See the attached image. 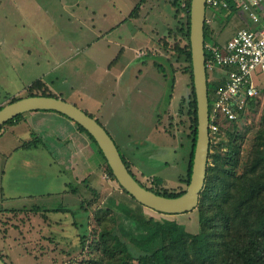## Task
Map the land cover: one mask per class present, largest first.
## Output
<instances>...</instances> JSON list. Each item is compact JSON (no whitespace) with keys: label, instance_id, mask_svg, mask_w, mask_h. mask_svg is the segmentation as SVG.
<instances>
[{"label":"rangeland","instance_id":"obj_1","mask_svg":"<svg viewBox=\"0 0 264 264\" xmlns=\"http://www.w3.org/2000/svg\"><path fill=\"white\" fill-rule=\"evenodd\" d=\"M139 1L0 0V103L27 96L28 87L41 79L55 94L100 120L139 180L159 188H177L184 185L180 178L186 173L191 143L187 127L180 122L179 108L187 104L192 80L186 71L187 60L173 47V30L185 21V14H176L172 0H146L134 22L128 15ZM229 13L228 9L207 7V16L212 19L209 25L214 29L207 43L224 45L250 23L244 6ZM179 39L185 41L181 35ZM138 43L148 47L144 48L147 54L139 58L134 53ZM169 59L173 70H168ZM160 64L168 68L166 72L160 70ZM225 68L217 70L223 72ZM213 74L208 72L212 82ZM263 119L264 94L252 100L237 121L226 117L220 121L223 130L238 134L243 160ZM61 127L55 117L37 121L29 116L17 125L7 123L0 132V210L19 208L0 212V249L7 263L92 264L104 227L128 243H132L131 235L138 234L136 222L120 212L128 209L147 217L176 218L192 232L201 230L196 210L164 213L124 192L119 181L100 166L105 161L95 144V155L86 156L85 180L77 179L79 161L75 156L69 158L71 147L67 146L77 141L55 137L63 135ZM222 135L228 141L227 134ZM32 141L38 145L28 146ZM41 192L45 195H39ZM39 206L42 210L38 212ZM106 207L113 208L107 215L110 218L106 225H99L95 215ZM19 212L32 217L36 224L30 234L27 227L23 229L31 240L27 238L26 246L15 239L21 232L12 226L22 223ZM44 219L51 228H46ZM6 223L11 224L7 233L2 228ZM42 232L50 237L41 238ZM7 242L12 245L5 248Z\"/></svg>","mask_w":264,"mask_h":264},{"label":"trees","instance_id":"obj_2","mask_svg":"<svg viewBox=\"0 0 264 264\" xmlns=\"http://www.w3.org/2000/svg\"><path fill=\"white\" fill-rule=\"evenodd\" d=\"M145 1L142 0V2ZM141 3L134 8L131 16L139 15ZM172 5L176 8V14L178 11L185 14V21L178 23L176 29L173 30L176 39L173 47L187 60L186 71L190 73L192 80V91L188 96L187 104L179 108L180 122H183L187 127L191 141L187 155L186 173L180 178L184 185L177 188L146 185L135 176L129 159L123 153L122 155L130 171L142 185L157 193L176 197L187 190L191 180L198 136V112L190 42L191 0H172ZM212 8L215 10L226 9L223 6ZM228 10L230 15L233 14L236 11V5L230 2ZM213 33V27L206 22V43L208 37L212 38ZM179 35L185 41H181ZM211 44L217 45L216 42H211ZM210 52L211 50L207 46V59L210 57ZM169 63V69L160 64V70L163 72H166V69L173 70L170 59ZM173 79L175 80V77ZM223 83L222 80L209 81V92L212 93L215 87ZM40 94L59 96L46 82L38 79L28 87L27 95ZM16 99L18 98H10L9 102ZM3 105L5 104L0 103V108ZM86 111L94 116L93 113ZM23 115L24 113H21L7 121L0 127V132L7 123H13ZM75 122L80 130L89 136L91 142L103 156L105 161L103 169L117 179L95 137L83 125ZM221 125L218 123V131L211 135L205 184L200 193L199 204L193 209L199 214L201 230L192 232L176 218L147 217L141 212L122 209L124 211L120 212L136 222L138 234L131 235L132 243H128L119 235H114L110 227H104L101 229V239L96 243L98 254L96 259L92 260V264H264V119L246 160L242 158V141L237 142L238 134H235L231 129L223 130ZM223 133L227 134L228 141H225ZM36 141H39V138ZM36 144L35 141H32L27 145L36 146ZM225 145L228 147L227 149L224 148ZM156 180L155 178L153 181ZM121 188L136 199L123 186ZM11 209L16 210L15 208ZM3 210L4 208L0 212ZM112 210V207H106L103 212L97 210L95 217L99 225H104V222L106 225L110 218L107 215ZM6 224L3 229L7 233L8 226L11 224ZM12 226L16 227L17 225L12 223ZM0 256L5 260V254L1 249Z\"/></svg>","mask_w":264,"mask_h":264},{"label":"water","instance_id":"obj_3","mask_svg":"<svg viewBox=\"0 0 264 264\" xmlns=\"http://www.w3.org/2000/svg\"><path fill=\"white\" fill-rule=\"evenodd\" d=\"M207 0H191L190 42L194 86L197 97L198 136L191 180L187 190L176 197L166 196L142 185L127 166L114 137L106 127L78 104L61 96L27 95L0 108V127L17 115L31 110H57L83 125L95 137L117 180L142 204L157 211L178 214L196 208L204 187L211 146L209 79L206 58L205 26ZM0 264H8L0 256Z\"/></svg>","mask_w":264,"mask_h":264},{"label":"built area","instance_id":"obj_4","mask_svg":"<svg viewBox=\"0 0 264 264\" xmlns=\"http://www.w3.org/2000/svg\"><path fill=\"white\" fill-rule=\"evenodd\" d=\"M236 7L244 6L249 15L247 22L227 42L212 45L207 59V70L213 80H222L209 92L210 133L215 134L223 117L238 120L248 104L264 94V2L263 0H234ZM263 4V5H261ZM223 6L229 9L228 0H207V7ZM259 6V7H258ZM207 22L212 19L207 16ZM225 66L223 72L218 68ZM211 81L210 77L208 78ZM212 137V136H211Z\"/></svg>","mask_w":264,"mask_h":264},{"label":"crops","instance_id":"obj_5","mask_svg":"<svg viewBox=\"0 0 264 264\" xmlns=\"http://www.w3.org/2000/svg\"><path fill=\"white\" fill-rule=\"evenodd\" d=\"M142 2V0H140L139 2H138V4L137 5H139L140 3ZM146 2L147 1H145V2H142L141 3V6H140V10H139V15L138 16H140L141 15V13H142V10L144 9V6L146 5ZM115 5V4H114ZM137 5H135V6H137ZM236 9L238 10V7H236ZM134 9H131V11L130 12H132ZM107 13L108 12H106L105 11V8H103V10H102V14H103V16H106L107 15ZM138 16H131L130 15V13H129V15H128V17H131V18H133L134 19V22H137L136 20H137V17ZM74 17V16H73ZM86 21V20H85ZM115 24V23H114ZM116 26V25H115ZM142 28V27H141ZM103 33L104 32H102V34H101V36H103V38H105V36L103 35ZM152 40H153V38H151ZM109 41H111V39L109 38L108 39ZM141 43H143V42H141ZM141 43H138L139 45L138 46H134V53H135V56L136 57H142V56H145L146 54H147V52H145L144 51V48H148L147 46H145V47H143V46H141L140 44ZM154 42H152V44H153ZM115 44H117V45H119L120 44V42H116L115 41ZM124 46H126V45H124ZM130 47V46H129ZM124 48V47H123ZM126 48V47H125ZM132 49H133V46H132ZM141 50L143 51V52H141ZM112 52H113V54H115V50L113 51L112 50ZM113 57V56H112ZM115 57V56H114ZM113 57V58H114ZM111 69H110V67L108 66L107 67V71H110ZM123 73H125V70H123L122 71ZM119 75H121V72L119 73ZM53 90V89H52ZM62 97V96H61ZM73 102V101H72ZM77 104V103H76ZM64 115V116H63ZM66 114H64V113H62V112H60V111H57V110H31V111H28V112H24V115L21 117V118H19L18 120H16V121H14L13 123H11L12 125H17V124H19V122L21 121V120H24L25 118H27V117H35L36 118V120L37 121H41L43 118H46L47 116H51V117H55L57 120H59L61 123H62V126L63 127H61L62 129H63V131H62V133H63V135H59V133H58V135L56 134L55 135V137H57V138H59V139H61V140H65V141H73V140H76L77 141V143L76 144H68L67 146H69V147H71L70 148V151H69V153H70V157L69 158H74L73 156H75V158H78V165H79V169L81 170L80 171V173H79V175H78V177H77V179H81L82 181H84L85 179H84V177H83V175H82V172H84L83 171V169L85 168V167H87L88 165H87V159H86V156H88V152H91L92 154L94 153V155H95V153H96V150H95V148H93V143L91 142V140H90V138L88 137V135L87 134H85L83 131H81L80 130V128L78 127V125H77V123L74 121V120H69L68 118H65V117H68V116H65ZM72 119V118H71ZM48 134V133H47ZM73 145H76L75 147V150H73L72 152H71V150H72V146ZM37 146V145H36ZM66 146V147H67ZM102 163V162H101ZM101 163H100V166L102 167L103 166V164L101 165ZM103 168V167H102ZM105 173V172H104ZM104 173H103V177L105 178V179H107L105 176H104ZM108 180V182L110 181L109 179H107ZM119 183V182H118ZM120 184V183H119ZM39 195H45V192H41V193H39ZM15 209H19V208H16V207H14ZM34 208V207H33ZM37 208V211L39 212V211H41L42 210V207L41 206H39V207H36ZM9 209H11V208H4V210L3 211H7V210H9ZM26 208H20V210L19 211H23V210H25ZM44 209H47V208H44ZM5 211V212H6ZM5 212H2V213H5ZM19 214H21L20 216H19V219L20 218H22V223L20 224L19 222H17V223H15L17 226H16V231L17 230H19L20 232H21V236L18 234V236L17 237H15V239L17 240V241H20V242H24V243H22L24 246H26V242H27V238H28V242H31V240H29L30 238L27 236V233L28 234H30V229H31V227L34 225V226H36V224H34V222H32V217H26V215H22V213H20L19 212ZM18 214V215H19ZM27 219H29V221L27 220ZM43 222L44 223H46V228L47 229H49V228H51V224H50V222H48V219H44L43 220ZM7 224H5V226H6ZM4 226V227H5ZM4 227H2V228H4ZM27 227V233L23 230V229H25ZM32 229L34 230L35 229V227H32ZM40 230H43L42 228L41 229H39V231ZM44 237H46V238H49L50 236L48 235V234H43V232L41 233V238H44ZM3 240H4V238H3ZM5 245V248L8 246V247H10V245H12V244H10V243H5L4 244ZM3 246V245H2ZM4 247V246H3Z\"/></svg>","mask_w":264,"mask_h":264}]
</instances>
